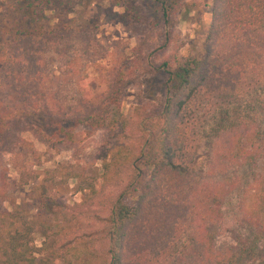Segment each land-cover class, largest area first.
Instances as JSON below:
<instances>
[{"label":"trees","instance_id":"16d2710c","mask_svg":"<svg viewBox=\"0 0 264 264\" xmlns=\"http://www.w3.org/2000/svg\"><path fill=\"white\" fill-rule=\"evenodd\" d=\"M111 1L139 35L130 49L138 68L128 76L119 67L98 94L60 96L54 71L65 65L72 72L76 48L93 56L95 37L71 16L83 0H0V154L25 147L21 133L29 129L57 149L78 126L104 129L110 152L100 187L87 183L90 200L122 183L93 209L56 203L54 223L38 230L29 206L5 204L0 186V264H55L32 234L38 231L44 245L64 227L51 244L65 237L69 254L86 255L90 264H264V0H211L202 55L160 62L184 0ZM146 75L161 78L160 102L113 116L125 88ZM8 100L40 108L52 132L15 119ZM134 126L142 131L138 151L126 143ZM202 132L206 167L196 165ZM18 174L29 194L25 162Z\"/></svg>","mask_w":264,"mask_h":264},{"label":"rangeland","instance_id":"374dc122","mask_svg":"<svg viewBox=\"0 0 264 264\" xmlns=\"http://www.w3.org/2000/svg\"><path fill=\"white\" fill-rule=\"evenodd\" d=\"M112 3L111 0H83L71 14L74 18L73 24L91 31L95 37L91 47L93 56L89 57L76 48L71 57L72 72L63 71L67 69L65 65H62L61 71H54L58 79L52 86L60 96L75 92L85 95L98 94L104 89L105 79L119 67L123 66L127 73L138 68L130 59V49L136 44L139 35L135 28L126 23L122 7ZM210 6L211 0L183 1L178 10L174 37L157 62L177 55L191 57L202 55L210 20ZM59 59L58 63H61L62 57ZM162 96L160 77L140 76L137 84L125 88L123 99L119 107L113 109L112 114L128 115L134 107L141 106L143 102L157 104ZM9 104H12L15 119H21L24 124L36 127L46 135L52 132V127L47 124V119L40 108L32 109L29 104L24 105L20 101ZM21 135L27 141L25 147L15 148L14 153L0 154V181L3 182L0 186L7 200L5 204L24 203L23 205L29 206V215H34L37 230L41 224L51 226L54 223L56 214L53 211L58 202L72 204L76 201L82 203L83 210L93 209L102 201L112 200L121 191L122 183L113 182L103 192L104 195L91 197L92 201L89 197L87 183L91 180L100 187L98 180L101 163L110 152L105 143L104 129L78 126L74 130L72 141H68L63 149L41 143L30 129L22 131ZM126 143L134 144L131 148L138 151L142 143V131L138 126L129 130ZM209 150L207 136L202 132L196 145L197 166H207ZM22 162L29 168V194L23 190L19 180L18 172ZM81 186L84 187L83 190L78 189ZM84 192L88 193L85 195ZM67 229L69 228L64 227L59 233L63 236ZM71 230L73 229L68 230L69 233L73 232ZM59 233L53 229L50 239L43 245L44 237L40 236L38 231L34 232L32 234L34 244L42 247V252L50 256L49 258L55 257V264H69L68 258L74 260L73 264H90V258L86 255L75 259L69 254L67 246L63 244L67 241L65 237L61 239L60 245L53 246L51 240L59 237ZM224 239L229 240L227 237ZM52 251L55 253L51 254Z\"/></svg>","mask_w":264,"mask_h":264}]
</instances>
